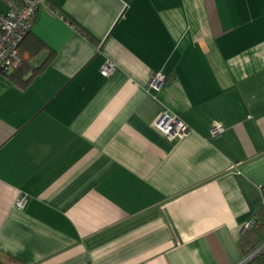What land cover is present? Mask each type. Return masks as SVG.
Segmentation results:
<instances>
[{
    "label": "crops",
    "instance_id": "crops-1",
    "mask_svg": "<svg viewBox=\"0 0 264 264\" xmlns=\"http://www.w3.org/2000/svg\"><path fill=\"white\" fill-rule=\"evenodd\" d=\"M47 1L44 68L0 71V254L244 264L264 241L244 235L264 202V0ZM164 109L190 132L160 131Z\"/></svg>",
    "mask_w": 264,
    "mask_h": 264
},
{
    "label": "built area",
    "instance_id": "built-area-1",
    "mask_svg": "<svg viewBox=\"0 0 264 264\" xmlns=\"http://www.w3.org/2000/svg\"><path fill=\"white\" fill-rule=\"evenodd\" d=\"M7 10H0V71L1 67L6 66V70L12 69L18 64L21 57L19 45L25 35L32 29L36 21L38 12L42 5L50 6L47 0H4ZM64 17V15H61ZM116 70L113 61L107 60L102 66V73L110 75ZM165 81L162 73H156L151 80V85L155 88L161 86ZM155 126L163 133L172 137H180L190 132L189 125L180 119L176 114L164 109L155 121ZM225 130L222 123H215L211 127L213 135H220ZM28 201L26 194L20 195L17 199V206L23 208ZM255 221H250L245 225V229L253 226ZM264 248V241L258 249Z\"/></svg>",
    "mask_w": 264,
    "mask_h": 264
},
{
    "label": "trees",
    "instance_id": "trees-1",
    "mask_svg": "<svg viewBox=\"0 0 264 264\" xmlns=\"http://www.w3.org/2000/svg\"><path fill=\"white\" fill-rule=\"evenodd\" d=\"M47 47V43L33 33L30 30L25 38L19 45V54L20 61L17 65H15L9 72L10 78L19 85H26L37 73H39L43 68L44 64L38 68L32 67V58L36 56L43 48ZM25 52L30 53V58L25 57ZM30 73V74H29ZM255 224L253 226L248 227L245 230V236H248L250 232H253L256 228H262L264 231V202L261 206L260 211L256 215ZM257 225V227H256ZM252 237V236H251ZM250 237V238H251ZM259 236L256 234L254 237V243L252 241L251 247L246 250V253L250 255V257L244 262V264H264V248L258 249L261 245L259 243ZM256 250V251H255ZM0 264H21L16 261L15 258L0 254Z\"/></svg>",
    "mask_w": 264,
    "mask_h": 264
},
{
    "label": "water",
    "instance_id": "water-1",
    "mask_svg": "<svg viewBox=\"0 0 264 264\" xmlns=\"http://www.w3.org/2000/svg\"><path fill=\"white\" fill-rule=\"evenodd\" d=\"M1 71H6V66L1 67Z\"/></svg>",
    "mask_w": 264,
    "mask_h": 264
},
{
    "label": "rangeland",
    "instance_id": "rangeland-1",
    "mask_svg": "<svg viewBox=\"0 0 264 264\" xmlns=\"http://www.w3.org/2000/svg\"><path fill=\"white\" fill-rule=\"evenodd\" d=\"M0 2H2V3H1V5H2V4H3V2H4V0H0ZM4 4H5V3H4ZM5 6H6V5H5Z\"/></svg>",
    "mask_w": 264,
    "mask_h": 264
},
{
    "label": "clouds",
    "instance_id": "clouds-1",
    "mask_svg": "<svg viewBox=\"0 0 264 264\" xmlns=\"http://www.w3.org/2000/svg\"><path fill=\"white\" fill-rule=\"evenodd\" d=\"M7 71V70H6Z\"/></svg>",
    "mask_w": 264,
    "mask_h": 264
}]
</instances>
